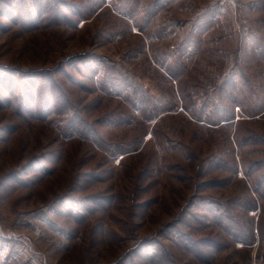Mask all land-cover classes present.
Returning a JSON list of instances; mask_svg holds the SVG:
<instances>
[{"label": "rangeland", "instance_id": "1", "mask_svg": "<svg viewBox=\"0 0 264 264\" xmlns=\"http://www.w3.org/2000/svg\"><path fill=\"white\" fill-rule=\"evenodd\" d=\"M0 264H264V0H0Z\"/></svg>", "mask_w": 264, "mask_h": 264}]
</instances>
